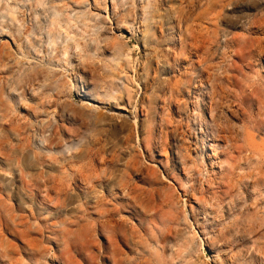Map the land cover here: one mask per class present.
I'll return each mask as SVG.
<instances>
[{
    "label": "rangeland",
    "instance_id": "1",
    "mask_svg": "<svg viewBox=\"0 0 264 264\" xmlns=\"http://www.w3.org/2000/svg\"><path fill=\"white\" fill-rule=\"evenodd\" d=\"M257 3L222 12L212 27L228 29ZM177 5L188 0H0V264H264V63L243 41L209 50L197 37L179 50L166 27ZM159 60L175 70L176 86L157 75L146 81L143 64ZM89 96L99 100L94 109ZM155 100L153 157L133 143L140 164L154 169L150 180L134 176L135 203L126 198L109 218L85 208L81 196L92 187L67 166L88 174L93 145L121 140L125 118L116 113L140 103L151 110ZM117 101L124 110L105 104ZM215 145L220 157L208 161ZM175 146L186 169L161 178ZM33 154L50 178L48 191L38 189L51 199L39 216L41 196L12 183L17 165L35 170Z\"/></svg>",
    "mask_w": 264,
    "mask_h": 264
},
{
    "label": "bare ground",
    "instance_id": "2",
    "mask_svg": "<svg viewBox=\"0 0 264 264\" xmlns=\"http://www.w3.org/2000/svg\"><path fill=\"white\" fill-rule=\"evenodd\" d=\"M251 1L252 0H188L187 6L186 5L182 6L183 5L182 4V5H177V6L173 7L174 16L172 19V23H170L168 26L166 24L165 25L168 28V30L173 28L177 32L176 34H177L178 38L175 39V46L178 47L179 50L185 48L187 45H189V47H190V43H193L197 37L204 38L205 36H206L205 43L207 45L206 48L209 50H211V49L218 50L219 48L223 49L225 47L229 48V47H232L237 41L249 42L251 49L255 50V52H256V55L258 57V61L261 62V64H262V62L264 63V37L262 35H259L262 37L254 36V37H250L249 39H246V36L244 35V33L249 32L250 30H264V0H258V3L254 8L248 9V11L244 12L240 18L236 19L235 21H232V23L229 25L230 27L228 29H222L221 31L217 32V30L214 29V27H212L214 20L218 19L222 12H225V11L231 12V11H234L236 9H242V8L248 6ZM167 24H168V22H167ZM233 30H241L242 32H241V34H236L233 32ZM157 31H158V29H157ZM257 34H259V33H257ZM140 39H141V37H140ZM173 44H172V46H173ZM198 50H199V48H198ZM249 53H251V50H249ZM193 55H194V53H193ZM181 63H182V61H181ZM180 66H181V64H180ZM188 67H189V65H188ZM174 68H175V66H174ZM175 69H178V67ZM184 69H185V67H184ZM142 70H144V74H145V78H146L147 82H150L152 80V77H154L156 75L162 76L163 77V83L168 84V87L172 83L174 86H176L179 82V80L177 78H175L176 77V74H174L175 70L173 69V67L171 65L168 64V62H165V61L159 60L156 62L155 61L146 62L145 64H143ZM186 70H187V68H186ZM204 77H205V75H204ZM201 79H203V78H201ZM198 81L199 80H197V83H198ZM211 90L214 91L213 88ZM146 91H148V90H146ZM169 92H170L169 93V100L165 101L166 104H168V105H170L171 99L174 98V89L170 88ZM222 94L220 96H222ZM196 95L197 94L195 93V96ZM97 101H99V100H97L95 97L89 96V98L86 101H84V103L88 108L94 109L98 105V104L96 105ZM165 102L161 101L162 104H164ZM134 103H135V101H134ZM152 103H153L152 104L153 106H152L151 110H150V108L147 107V105H146V109H144L143 104L140 103L139 108H137L135 113H133V111H131V110H127V112H125V113L124 112L116 113V115L118 114V116H123L125 118L124 125L122 124L123 126L120 127L118 130V132L122 136L121 140L118 142L105 141L103 144H101V142L99 141L93 145V148H91L90 155H92L93 165L95 164L94 162H96V164H95V168H91V170L88 172V174H86V173L83 174V172L86 170L84 169L83 165H80V163H79L80 166H76V167L74 166L75 164H73V163L70 165L67 164L68 166L66 165L67 169H69V172L71 174H73L74 176L78 175L81 178H83L84 180H87V184L92 187V189L90 191H88V193H84L81 196L84 199L82 202L83 203L82 205L85 208H88V209L93 208L95 211H98L100 214L108 216L106 218H109L111 212H113L115 210H119V208L123 207L124 204L126 205V202H127L126 198H129L130 202L133 201V203H135L137 197L139 196L140 191H138L136 193V191H135L137 189L136 184H134V183L132 184V182H133L132 180H133L134 176L135 177L136 176L137 177L143 176V178L150 180L149 176L154 173V169L148 165L142 166V164H140V162L138 161V154L136 153V151L134 149L133 143L135 141L136 142L142 141L145 144V147L147 150V155L149 157H153L152 154L154 152V148L152 145L154 142V138L156 136L155 130H157V129L155 128L156 120H153L152 116H155V118H156L159 110H162V105L158 106L159 103L156 102V100L152 101ZM105 104H107V107H109V108H112V109L114 108L113 110H115V109H118V110L123 109L124 110L125 109V106L122 103V101L105 102ZM208 105H209V103H208ZM192 106L193 105H191V107ZM205 106H206V104H205ZM90 109H89V111H90ZM218 111H220V110H218ZM110 112H112V110ZM110 112H108V113L110 114ZM113 114L115 115V113H113ZM160 119L164 120L163 116ZM209 119L211 122L214 123L218 132L221 131L224 133V130L228 131L226 129V126L221 127L220 124L217 123V119L215 118V116H211V117H209ZM137 127L140 130V135L135 136L134 129ZM160 128H162V127L159 126V131H161ZM219 136L223 137L222 135H219ZM224 137L226 138V140H227V138H229L226 135H224ZM212 143H213V140H212ZM212 143H211V145H213ZM162 146L166 148V145L161 144V148L163 149ZM178 146H175L174 149L171 150V151H173L172 153H175V156H173L174 161L171 164V166L169 167L167 165V167H164L163 165H161L163 167L161 170L162 174L164 173L162 177L160 175L161 178H164V179L168 178V176L170 175V170L178 172L180 170L186 169V165H187L186 158L183 155L182 151H180V147H178ZM103 149L112 151V155L110 157H108V156L106 157L104 152H103ZM216 149L217 148L215 145V148H213L212 154H210V153L208 154L206 152L207 154H205V155L207 157L205 155L204 156L208 159V161L211 159H216V158L220 157L217 154ZM204 150H205V148H204ZM211 151H212V149H211ZM164 158H165V156H164ZM31 159H32V165L35 168V170L28 171V170H26V166L21 167L20 165L16 164L17 166L14 167L13 171H12V173H13L12 174L13 175L12 176V183H13L14 187L16 188L17 192H19L20 194H22L24 196L27 195L28 192H30L31 194H34V195L38 194L41 196V198L43 200H38L36 202V204L33 206V208H34L33 213L39 216L41 213V210L46 211V213H48V205H49L48 203L51 202V199L49 198L47 193L42 195L40 192H38V189H40V187H45L46 191H48V183H50V178L48 177V175H49L48 172L43 171V170H39L40 164H41L40 163V157L37 154H33ZM161 160L162 159H158V162H160ZM214 163H213V165H214ZM161 171L159 172L160 174H161ZM180 174H181V172H180ZM175 178L177 180H179V177L177 174H176ZM189 181H191V180H189ZM161 182H162V179H161ZM163 184L165 185V183H163ZM60 185L63 186L62 183ZM63 188H64V186H63ZM63 190H65V188ZM56 192H58V191H56ZM188 194H190V192ZM179 196H180V194H179ZM130 202H127V203L130 204ZM226 204H229V203H226ZM187 205H189V204H187ZM79 209H80V207H79ZM199 210L201 211V209H199ZM41 216H43V215H41ZM110 220L111 219H107L106 222H111L113 219L111 221ZM113 226H116V225H113ZM111 231L113 232L114 229L111 228ZM109 240L112 244L113 243L112 237L109 236ZM167 250H169V249H167ZM4 256H6L8 259H10L8 257V254H4ZM30 261H31V259H30ZM7 262H9V261H7ZM7 262L3 261L2 264H8ZM205 262H207V261H205Z\"/></svg>",
    "mask_w": 264,
    "mask_h": 264
}]
</instances>
